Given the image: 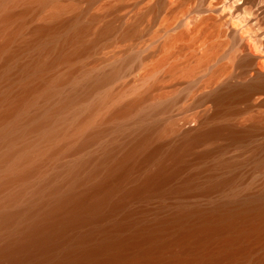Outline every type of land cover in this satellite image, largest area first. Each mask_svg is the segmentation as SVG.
<instances>
[{
  "label": "bare ground",
  "instance_id": "6f19581e",
  "mask_svg": "<svg viewBox=\"0 0 264 264\" xmlns=\"http://www.w3.org/2000/svg\"><path fill=\"white\" fill-rule=\"evenodd\" d=\"M0 264H264V0H0Z\"/></svg>",
  "mask_w": 264,
  "mask_h": 264
}]
</instances>
